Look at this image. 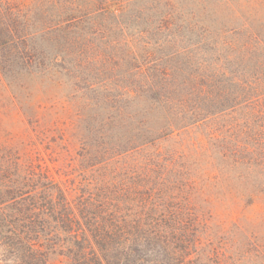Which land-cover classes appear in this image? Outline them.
Here are the masks:
<instances>
[{
  "label": "trees",
  "instance_id": "trees-1",
  "mask_svg": "<svg viewBox=\"0 0 264 264\" xmlns=\"http://www.w3.org/2000/svg\"><path fill=\"white\" fill-rule=\"evenodd\" d=\"M0 81L89 110L12 96L0 264H264V0H0Z\"/></svg>",
  "mask_w": 264,
  "mask_h": 264
},
{
  "label": "rangeland",
  "instance_id": "rangeland-1",
  "mask_svg": "<svg viewBox=\"0 0 264 264\" xmlns=\"http://www.w3.org/2000/svg\"><path fill=\"white\" fill-rule=\"evenodd\" d=\"M23 83H26L27 86L22 85L21 87H17L16 84L20 83L19 81H15V88L5 86L6 84L0 81V139L6 138L9 135H15L16 138L20 137L22 134H24L23 130L26 127L25 123L21 121L20 116V110L17 108V106L13 103V95H17L19 97V100L23 101V105H26L27 107H31V109L37 108L36 106L40 103H46L43 97L45 93H58L59 97V104L57 105V108L55 107H49V109H44L43 112L45 113L44 117L45 120H51L53 117L59 118L62 120L67 118L66 121H62L60 123V129L69 128L71 133H74L72 136V145H70V149L73 152V154H76V151L79 150V147L81 145V130L84 129L86 122L84 118L89 114L88 109L83 110V117L75 114L77 110H75V107L77 105V101H74L71 105L70 101L64 97L66 91V87L63 85L61 87H54L53 81H21ZM96 82V81H95ZM7 83V82H6ZM26 90H25V88ZM37 97H41L40 99H37ZM37 99V100H36ZM42 99V100H41ZM25 103V104H24ZM72 109L74 110V114L72 116L66 115V109ZM41 110V109H39ZM68 123H70V126H68ZM57 131L56 135H60L62 131ZM259 205L258 207H250L248 210V216L252 218V222L254 224H257L259 226V229L262 233V236H264V204L263 201L258 200ZM255 217H259V219H255ZM49 264H65L64 261L58 256H52L50 259Z\"/></svg>",
  "mask_w": 264,
  "mask_h": 264
}]
</instances>
